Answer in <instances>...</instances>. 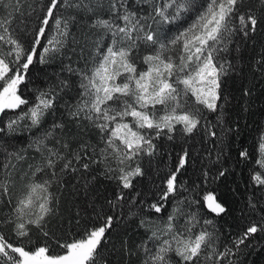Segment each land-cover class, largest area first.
Masks as SVG:
<instances>
[{
	"label": "snow or ice",
	"instance_id": "snow-or-ice-1",
	"mask_svg": "<svg viewBox=\"0 0 264 264\" xmlns=\"http://www.w3.org/2000/svg\"><path fill=\"white\" fill-rule=\"evenodd\" d=\"M146 2L136 0L137 4ZM245 3L246 0H206V4L197 10L193 22L165 44L148 20L156 25L171 24L193 8V0H152V11L148 17L141 16L138 10L133 11L126 0H109L110 18L98 17L93 27L101 30L102 34H110V45L100 52L97 43L99 60L90 71L79 73L80 99L69 110L74 120L88 121L98 130L103 146L84 142L77 149H72L68 140H64L60 148L48 147L45 141L53 135L52 130L35 141L43 163L29 165L32 174L28 178L27 190L3 220V223L11 225L17 242H12L0 231V264H98V249L112 227L114 218L111 215L101 226L86 230L80 238L66 242L57 240L63 249L59 254L51 253L47 245L33 249L20 241L29 237L33 227L44 236H50L46 230L47 218L56 213L59 201L49 189L53 184L63 186L65 175L88 172L93 165L99 164L103 166L106 178L118 181L122 189H130L133 179L144 175L141 158L156 154L154 140L162 135L171 140L177 126H180L182 134L191 135L202 127L211 136H216L214 131H210V122L201 123L206 120L203 110H218L222 79L233 69L227 54L235 38L249 37L261 23L251 9L244 10ZM260 3L264 4V0ZM4 4L5 0H0V5ZM81 6L91 7L84 5L83 0H49L42 9L38 27L32 30L34 36L26 49L13 27L14 13L22 7L20 0L7 4V15L0 17V115L21 110L15 119L8 120V131H15L14 126L24 120L30 121L29 127H38L43 117L53 109L56 89L41 92L37 102L29 105L20 93V86L25 83L34 60L46 63L47 57L61 53L66 46L71 18L55 13L64 7ZM141 44L152 47V53L142 57L147 67L138 71L137 57ZM38 48L42 55L38 56ZM258 63L264 66V60ZM66 86L67 81H61L58 87L63 90ZM190 97L194 98L192 105L189 104ZM24 105L29 106L22 109ZM157 106L161 107L158 109ZM64 127L62 123L53 124L54 129L62 130ZM4 131L5 128H0V132ZM258 153L256 163L264 170V134L260 137ZM240 155L248 158L247 151ZM9 156L17 161L25 159L20 153H9ZM187 160L188 152L185 150L176 170L165 181L161 201L185 190L182 184L177 183V175ZM9 167L14 169L16 165L9 160L3 165L4 171ZM40 173L44 175L38 181L36 177ZM219 175L223 176L224 172ZM252 180L257 186L264 185V171L256 172ZM10 182L0 183V196L10 195ZM124 200L125 194L121 191L110 203L114 208L122 207L120 202ZM202 200L211 213L220 215L226 211L211 192H206ZM200 202L189 200L190 205ZM177 203L182 204L183 201ZM7 204L11 205L12 201L8 200ZM164 207L160 202L148 205L155 213H162ZM180 211V208H175L167 219L161 217L156 221L141 218L140 227L150 235L134 250H127L129 254L142 253L141 264H235L231 259L236 255L233 248L239 250L257 232L264 234L262 218L261 222L250 224L233 241V247L219 251L213 231L207 227L193 231L201 223L197 213H185L184 225L177 227L174 222ZM212 224V220H203L204 226Z\"/></svg>",
	"mask_w": 264,
	"mask_h": 264
},
{
	"label": "trees",
	"instance_id": "trees-1",
	"mask_svg": "<svg viewBox=\"0 0 264 264\" xmlns=\"http://www.w3.org/2000/svg\"><path fill=\"white\" fill-rule=\"evenodd\" d=\"M48 2L20 0L22 7L14 13L13 27L26 49L34 36L32 30L38 27L42 9ZM126 2L133 11H137L134 8L136 0ZM9 3H15V0ZM83 4L91 7H64L55 13L71 18L66 46L61 53L47 57L46 63L34 60L25 83L20 86V93L29 101V105L37 102L41 92L56 89L57 99L53 109L48 111L38 127H29L30 121L24 120L14 126L15 131L7 130V122L15 119L21 110L8 111L0 116V128H5L4 132H0V183L11 181L8 183L10 195L0 196V231L12 242H17L16 237L11 225L3 223V220L27 190L28 178L32 174L29 165L43 163L41 154L36 151L35 141L52 130L53 135L45 141L48 147L60 148L64 140H68L72 149H77L84 142L96 147L103 146L96 128L88 121H77L69 115L71 107L80 99L79 73L90 71L96 58V45L98 43L102 48L107 37L93 24L98 17L108 19L111 16L109 0H83ZM6 6L0 5V17L7 15ZM248 9L257 15L261 23L249 37L235 38L227 54L233 69L222 79L218 110H203L206 120L201 123L210 122V131H214L216 136H211L202 127L191 135L182 134L180 126H177L173 139L162 135L154 140L156 154L141 158L144 175L134 178L130 189H122L118 181L106 178L103 166L99 164L93 165L88 172L65 175L63 186L53 184L49 189L59 201L56 213L47 218L46 230L50 236H44L33 227L29 237H24L21 243L33 249L47 245L51 253L59 254L63 249L57 240L66 242L80 238L86 230L101 226L105 218L111 215L114 218L112 227L98 249V264H141L142 253L130 255L127 251L134 250L150 235L140 227L141 218L149 221L161 217L167 219L173 209L180 208L174 222L179 228L186 221L185 213H197L201 223L193 231L198 232L201 227L213 231L219 251L233 247V241L250 224L262 221L264 185L257 186L252 177L256 172L264 171L256 163L260 137L264 134V66L258 63L264 60V4L260 0H246L244 10ZM148 10V6L142 9V13L138 9L140 15H147ZM37 53L38 56L43 54L39 48ZM61 81H67L63 90L58 87ZM29 105L22 106V109ZM61 123L65 126L62 130L53 128V124ZM185 150L188 160L177 175V183L182 184L185 190L170 195L167 201H161L165 181L176 170ZM243 151L248 152V158L240 155ZM9 153H20L25 159L17 161ZM9 160L16 167L4 171L3 165ZM221 171L224 172L223 176L219 175ZM43 175L38 174L36 179L39 181ZM121 191L125 194V200L120 202L122 207L114 208L110 201H115ZM206 192L213 193L217 201L223 204L226 208L224 213L216 215L208 211L202 200ZM8 200L12 201L11 205L7 204ZM133 200L135 203H131ZM189 200L201 202L190 205ZM177 201L183 203L178 204ZM157 202L165 205L162 213L148 208L149 204ZM204 219L212 220L213 224L204 226ZM233 251L236 255L231 259L235 264H264V234L257 232L239 250L233 248Z\"/></svg>",
	"mask_w": 264,
	"mask_h": 264
},
{
	"label": "rangeland",
	"instance_id": "rangeland-1",
	"mask_svg": "<svg viewBox=\"0 0 264 264\" xmlns=\"http://www.w3.org/2000/svg\"><path fill=\"white\" fill-rule=\"evenodd\" d=\"M10 1L13 0H5V4H8ZM4 4V5H5ZM135 4V3H134ZM206 4V0H193V8L186 12V13H182L181 17L179 19H177L175 22L171 23V24H161V25H156L155 23H152V21L149 19L148 23L152 24V28L156 31H158L159 36L162 40L163 43L168 44V42L174 37L176 36L179 32L183 31L184 29H186L194 20V18L197 15V10L200 8L201 5ZM148 6L149 10L147 12V15H145L144 13L141 14V16L144 17H148V14L151 13L152 11V0H147L146 3H143V6L141 4H135L134 8L135 9H139V11L142 13V9L144 7ZM143 7V8H142ZM157 19H159L157 17ZM111 42V37L110 34H107V37H105V41L104 44L102 46V48H100V52H103L106 48V46H109ZM152 53V47L149 46H145L143 44L140 45L139 48V57H137V67H138V71L145 69L147 66L143 64L142 62V57L144 55L147 54H151ZM168 54H172L174 55V52H169ZM133 55L135 56V52L133 53ZM95 62L93 64V66L91 67V69L94 67L95 63L99 60V56L97 55V51L95 52ZM90 69V70H91ZM193 100L194 98H189V104L192 105L193 104ZM195 107H200L199 105H194ZM161 106H157V108L159 109ZM1 116V115H0ZM167 237H165L166 239Z\"/></svg>",
	"mask_w": 264,
	"mask_h": 264
}]
</instances>
